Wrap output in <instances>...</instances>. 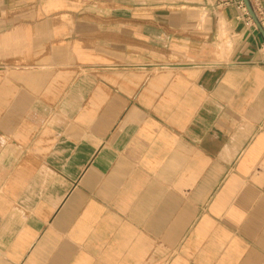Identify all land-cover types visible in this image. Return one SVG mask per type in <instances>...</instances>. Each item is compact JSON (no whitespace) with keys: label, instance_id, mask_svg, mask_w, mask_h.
Returning <instances> with one entry per match:
<instances>
[{"label":"crops","instance_id":"obj_1","mask_svg":"<svg viewBox=\"0 0 264 264\" xmlns=\"http://www.w3.org/2000/svg\"><path fill=\"white\" fill-rule=\"evenodd\" d=\"M239 1L0 0V264H264Z\"/></svg>","mask_w":264,"mask_h":264},{"label":"water","instance_id":"obj_2","mask_svg":"<svg viewBox=\"0 0 264 264\" xmlns=\"http://www.w3.org/2000/svg\"><path fill=\"white\" fill-rule=\"evenodd\" d=\"M242 3H243V6L245 8V11L248 15V17L251 19L253 25L255 26V28L257 29V31L259 32L260 34V37H261V40L264 44V30L254 12V10L252 9V6L250 4V1L249 0H241Z\"/></svg>","mask_w":264,"mask_h":264},{"label":"built area","instance_id":"obj_3","mask_svg":"<svg viewBox=\"0 0 264 264\" xmlns=\"http://www.w3.org/2000/svg\"><path fill=\"white\" fill-rule=\"evenodd\" d=\"M214 2L217 6H222V5H226V4H233L234 0H214ZM235 4H237V7L239 9H241L243 12L245 11V8L243 7L242 2H240V1L235 2ZM245 24L246 25H252V21L249 17L246 18Z\"/></svg>","mask_w":264,"mask_h":264}]
</instances>
